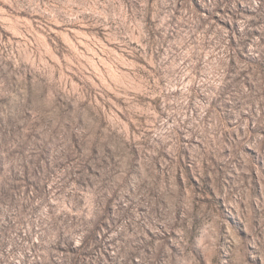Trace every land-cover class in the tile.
<instances>
[{
    "label": "rangeland",
    "instance_id": "374dc122",
    "mask_svg": "<svg viewBox=\"0 0 264 264\" xmlns=\"http://www.w3.org/2000/svg\"><path fill=\"white\" fill-rule=\"evenodd\" d=\"M0 264H264V0H0Z\"/></svg>",
    "mask_w": 264,
    "mask_h": 264
}]
</instances>
